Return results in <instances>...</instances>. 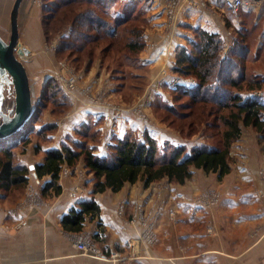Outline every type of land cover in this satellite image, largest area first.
<instances>
[{"label":"crops","instance_id":"obj_1","mask_svg":"<svg viewBox=\"0 0 264 264\" xmlns=\"http://www.w3.org/2000/svg\"><path fill=\"white\" fill-rule=\"evenodd\" d=\"M167 1L104 0L103 3L116 10L114 14L121 11L126 16L145 18L146 45L140 57L150 76L165 75L174 68L177 50L193 40V29L217 33L223 43L230 36V27L227 28L224 18L231 15L223 0H204L198 7L190 4L192 0H180L175 26L167 22ZM15 2L0 0V35L5 39L10 37ZM118 5L125 12L115 7ZM243 10L253 13L255 23H260L257 41L261 42L252 53L259 67L253 74L263 75L264 79V60L259 51L264 48V0H252ZM19 12L21 35L29 46L28 59L24 62L33 91L37 93L44 86L34 84V72L39 74L50 63L41 26L43 0H25ZM247 25V20L238 21L242 31H247ZM52 67L56 72L59 69V65L52 64ZM83 70L79 74V86L71 94V118L60 125V132L52 136L51 144L42 145L41 152L36 153L37 143L32 141L23 153L17 152L15 162L36 166L44 162L46 152L52 148H61L63 144L74 147L79 141L76 133L83 124H92L101 132L99 138L116 129L113 141L124 139L128 133L144 126L142 119L135 115L121 128L98 121L103 107L102 104L87 105L88 91L94 94L103 90L104 98L109 100L120 97L114 93L118 80L109 77L100 59L90 69ZM255 91L261 92L260 101L264 103V85ZM92 111L98 114L95 116ZM244 142L240 137L232 146L231 172L222 177L219 173L193 168V175L184 184L163 178L145 186L139 180L126 184L120 191L107 190L94 196V176L88 172L83 159L75 166L63 168L59 195H42L41 189L51 176L39 178L31 170L28 185L16 198L5 197L0 190V264H264L261 255L264 249V144L244 145ZM87 143L93 150L100 144L90 140ZM214 195L219 196L218 203L211 202ZM92 197L100 205L99 216L87 217L80 232L64 230L63 217L73 208L80 210V204ZM85 234L94 237L108 255L115 253L117 258L99 260L83 255L75 242Z\"/></svg>","mask_w":264,"mask_h":264},{"label":"trees","instance_id":"obj_2","mask_svg":"<svg viewBox=\"0 0 264 264\" xmlns=\"http://www.w3.org/2000/svg\"><path fill=\"white\" fill-rule=\"evenodd\" d=\"M84 1L43 0L42 24L45 41L48 42L52 38L53 27L49 26L51 20H61L62 24L69 25V28L67 32H63L61 47L57 49L76 67H82L86 59H89L88 64H92L96 47L108 39L111 40L102 46V52L110 54V58L113 57L111 56L115 53L113 38L119 34L123 38L124 33L131 38L125 44L128 62L132 57L135 59L146 45V41L141 38L140 25L131 22L129 16L124 15V19H118L115 27L111 29L112 16L99 7L104 0H86L85 4ZM196 33L198 39L190 41L192 45L190 50L188 46L177 50L174 71L180 77H194L198 84L193 88L178 86L173 89L180 98L190 97L192 102L190 106L202 109L203 117L207 106H211L210 116L214 115V121H220V124L211 122L219 136L216 147L194 148L187 155L186 149L178 147L164 152L160 157L158 140L147 131L142 138L131 132L124 139H115L107 155L99 157L93 154L94 150L87 143L91 140L87 139L88 125H82L78 134L82 135L85 141L81 139L76 142L77 147L63 144L61 148H52L46 152L44 162L35 166L36 177L51 176V180L41 189L42 195L47 197L61 194L60 174L63 168L67 165L75 166L82 159L86 162L88 172L94 176L93 196L107 190L120 191L126 184L139 180L144 181L145 186L163 178H167L171 183L184 184L193 175V168L219 173L220 177L231 172L230 150L232 144L240 137L243 127L251 126L258 132H264V103L250 94L246 97L240 93L226 95L227 88L242 89L247 82L246 60L250 49L246 40L237 41V48L225 56L221 53L223 43L221 35L204 29H198ZM84 65L87 67L86 63ZM255 79L257 82L260 81L256 76L253 78L254 82ZM44 86L28 122L16 135L0 140V190L5 197L16 198L30 180L31 168L15 162L17 152L25 151L26 146L32 142L30 133H36L39 137L43 133L48 135L53 130V124L41 125L42 112L51 102L57 106L63 103L60 101L63 95L62 88L54 78L50 77ZM250 87V91L259 88L256 82L251 83ZM216 107L220 112H224V109L231 111L229 114H219L214 111ZM15 137H18V140L12 141ZM39 139L36 153L41 152L43 148L41 146L43 139ZM49 139L46 136L44 141L49 142ZM97 139L95 136L92 141L96 142ZM80 205V210L71 209L61 220L64 230L80 232L87 217L99 216L101 208L94 197L84 200Z\"/></svg>","mask_w":264,"mask_h":264},{"label":"rangeland","instance_id":"obj_3","mask_svg":"<svg viewBox=\"0 0 264 264\" xmlns=\"http://www.w3.org/2000/svg\"><path fill=\"white\" fill-rule=\"evenodd\" d=\"M86 0L83 2L85 4ZM85 7V6H84ZM98 7L97 5L95 6ZM100 10L103 12H108L112 16V22H111V29L115 27V23L118 19H124V13L121 11L115 12L116 10H111L108 5L101 4ZM113 7V6H112ZM118 9H122L121 5L115 6ZM87 8V6L85 7ZM83 8V9H85ZM124 11V9H122ZM125 12V11H124ZM126 16V15H125ZM253 13H246L245 10L241 12V14L238 17H228L224 18L226 20V26L227 28L230 27V36L229 38H224L225 42L222 43L221 52H224L225 45L230 47V51L227 55H229L232 52V49L234 50L236 47L237 41H242V39L246 40L247 46L250 49V54H248L247 57V82H245L244 87L242 89H236V88H227L226 95H231L232 93H240L243 97L248 96V92L250 91L251 83H255L259 86L260 89L264 85V79L263 75L256 76L258 79H260L259 82L253 81V78H255V75L253 74V71L255 68L259 67V64L255 63L257 58H254L252 53L256 52V49L258 48L261 40L257 41V37H259V32L261 30L260 23H255ZM248 18V19H246ZM59 19V18H57ZM129 20L135 24H139L141 27V38L146 41L144 38V32H145V18L141 16H129ZM247 20L249 25H247V31L240 29L238 27V21ZM237 24V26H236ZM41 26L43 24L41 23ZM50 27H53L51 29V35L52 38L48 42L45 41V31H44V41L46 43V50L49 52L50 56V63L45 66V69L41 70L39 74L34 72L33 76V82L34 84H39L44 86L45 82L49 80L50 77H53L55 81L61 86L62 88V96H61V105H56L55 103H50L46 109L42 112V120L41 125H51L53 124V130L46 135V133H43L39 137L38 135L30 133V137L32 141H35L39 144V138L43 139L41 141L42 145H48L51 144L55 134H58L60 131V125L66 124V122L71 118L70 110L72 109L73 102L71 94L74 92H71L67 89L66 85H64V77L69 76L70 73H74L77 76V84L78 81H80V73L84 71L83 69L87 70L91 68V65L94 64L98 59H100V62L102 65L105 66V69L107 70V73L109 74L110 78H117V87L115 89V94L119 93L120 97H114L109 99L104 98V91H98L94 92V94L89 93V101L87 105L95 106L103 103H111V104H124L126 107L131 108V113L134 115L136 114V117L142 119L144 126H141L140 130H137L133 132L135 136L138 138H142L144 132H148L154 139L158 140V143H160V157L164 152H169L173 148H184L186 149L185 155L187 153H190L194 148H202V147H216L219 136L217 135V130L214 129L213 123L220 124L219 120H215V116H210V108L211 106H207L208 109L205 111V115L203 117V111L198 110L195 108L196 106H190L191 99L188 96H185L184 98H180V96H176L174 93L173 86L170 84V80L174 79L176 77H180V75L174 71L173 69L168 70V74L163 75H155L150 76L148 75V69L144 67V65L141 63V53L139 52V55L130 58L128 62L127 59V49L125 47V44L128 42V40H131V38L127 37L124 33V37L121 38V35H117L113 38L114 48L113 51L115 53H111L113 57H109L110 54H103L102 52V46L108 43L111 39H108L107 41H104L101 45L96 47L95 49V57L92 64H88L89 59H86L85 63L82 67H76L75 64L71 63L67 56L63 55V53H59L58 49L61 47V37L63 35V32H67L69 25L66 26L62 24V21H54L51 20L49 23ZM66 27V28H65ZM258 29V30H257ZM193 34V40L198 39L196 30H192ZM10 36V35H9ZM8 36V37H9ZM135 38V37H134ZM23 43L22 41H20ZM189 50L192 48L191 42L188 40L187 45ZM261 52V55L263 56L261 60H264V48L262 50H259ZM258 51V52H259ZM112 52V51H111ZM259 52V53H260ZM224 55V53L222 54ZM225 55V56H227ZM28 58H26L27 60ZM104 59V61H103ZM29 61V60H28ZM128 62V63H127ZM52 64L59 65V69L57 72L55 71L56 68L52 67ZM90 65V66H89ZM65 66L69 71H65ZM49 67V68H48ZM51 75V76H50ZM184 78V77H183ZM46 80V81H45ZM79 86V85H78ZM45 87V86H44ZM44 87L42 91L44 90ZM196 86H192L190 88H193ZM36 90V88H35ZM41 92H37L36 94V100L40 99V96L42 94ZM35 100V101H36ZM224 100V99H223ZM214 111H217V107L214 109ZM230 109H224V112L217 111L219 114L225 113L229 114ZM93 115L96 112L92 111ZM212 115V114H211ZM100 122L103 123V118L99 117ZM208 121V122H207ZM211 124H208V123ZM92 123V122H91ZM98 124V123H97ZM96 124V125H97ZM88 125V136L87 139H91L90 141L92 143H101L103 138L102 135L100 136V133L97 129L92 126V124H83ZM95 125V126H96ZM146 125V126H145ZM149 125L151 128H146ZM39 127V125H37ZM82 127V125H81ZM223 130V129H221ZM242 133L243 136H242ZM43 135H45L43 137ZM78 140L81 139L85 141L82 135L78 134V131L76 133ZM46 136H48L49 142L46 141ZM97 136L98 139L96 142L92 141V138ZM240 137L245 140V144H264V132H258L256 129H254L251 126L243 127ZM239 137V138H240ZM238 138V139H239ZM237 141L235 142H238ZM18 140V137H15L12 139V141ZM45 140V141H44ZM235 142L232 144V146L235 144ZM73 144V143H72ZM78 144L75 142L73 145ZM75 145V146H76ZM74 146V147H75ZM76 146V147H77ZM62 147V145H61ZM97 148V147H94ZM232 148V147H231ZM21 153H23V150H20ZM36 199V197H35ZM94 238V237H93ZM103 248V247H102ZM104 249V248H103ZM261 255L264 256V249L261 250Z\"/></svg>","mask_w":264,"mask_h":264},{"label":"water","instance_id":"obj_4","mask_svg":"<svg viewBox=\"0 0 264 264\" xmlns=\"http://www.w3.org/2000/svg\"><path fill=\"white\" fill-rule=\"evenodd\" d=\"M24 1L16 0L12 9L9 39L0 35V140L21 130L31 118L36 102L24 62L28 58L29 46L21 35L19 25V11ZM12 90L14 98L9 106L7 95ZM30 168L34 170L35 166Z\"/></svg>","mask_w":264,"mask_h":264},{"label":"built area","instance_id":"obj_5","mask_svg":"<svg viewBox=\"0 0 264 264\" xmlns=\"http://www.w3.org/2000/svg\"><path fill=\"white\" fill-rule=\"evenodd\" d=\"M179 1L180 0L167 1V22H169L170 26H175L177 24L176 20L177 9L179 8ZM251 3L252 0H223V5L225 9L232 17H238L243 11V9L249 7ZM190 4L195 7H198L204 4V0H192ZM229 49L230 47L225 45L224 55H227L229 53ZM64 70L66 72L69 71L66 66ZM63 82L64 85H66L67 89L71 92H75L78 88L77 76L72 72L69 76L64 77ZM170 84L171 86H173V88H176L178 86L190 88L192 86H196L198 84V81H196L194 77H176L170 80ZM250 95L258 99H261L262 97V94L259 91H253L250 93ZM13 98L14 93L12 90L11 93L7 95L6 102L9 106H11ZM102 107L104 112L102 111L99 114L107 124L112 125L114 128H121L126 126V124L130 121L131 116L134 115L133 113H131V108L129 106L125 107L124 104L103 103ZM115 130L111 132V134H107V136L103 138L102 142L99 144V146H97V148L93 152L95 156L105 157L107 155L109 148L113 144L112 138L115 135ZM75 189L77 190L78 188L75 187ZM218 198V195H214L213 200H211V202L218 203ZM75 246L77 250L80 251L83 255H90L99 260H112L117 258V255L115 253H110V255H108V251L99 246L95 239L88 234L79 236L75 242Z\"/></svg>","mask_w":264,"mask_h":264}]
</instances>
